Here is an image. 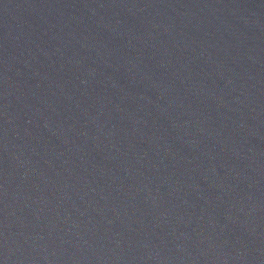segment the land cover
<instances>
[{
	"label": "water",
	"instance_id": "1",
	"mask_svg": "<svg viewBox=\"0 0 264 264\" xmlns=\"http://www.w3.org/2000/svg\"><path fill=\"white\" fill-rule=\"evenodd\" d=\"M0 264H264V0H0Z\"/></svg>",
	"mask_w": 264,
	"mask_h": 264
}]
</instances>
